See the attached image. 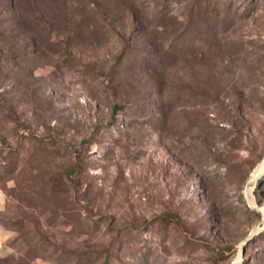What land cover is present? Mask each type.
<instances>
[{
    "label": "rangeland",
    "instance_id": "374dc122",
    "mask_svg": "<svg viewBox=\"0 0 264 264\" xmlns=\"http://www.w3.org/2000/svg\"><path fill=\"white\" fill-rule=\"evenodd\" d=\"M263 165L264 0H0V264H264Z\"/></svg>",
    "mask_w": 264,
    "mask_h": 264
},
{
    "label": "crops",
    "instance_id": "0c3cea01",
    "mask_svg": "<svg viewBox=\"0 0 264 264\" xmlns=\"http://www.w3.org/2000/svg\"><path fill=\"white\" fill-rule=\"evenodd\" d=\"M10 232L0 224V257L6 256L11 252L7 240Z\"/></svg>",
    "mask_w": 264,
    "mask_h": 264
},
{
    "label": "water",
    "instance_id": "95a60500",
    "mask_svg": "<svg viewBox=\"0 0 264 264\" xmlns=\"http://www.w3.org/2000/svg\"><path fill=\"white\" fill-rule=\"evenodd\" d=\"M244 244H245V243H243V244L241 245V249H240V256H241V255H242V253H243ZM235 262L239 263V259H237Z\"/></svg>",
    "mask_w": 264,
    "mask_h": 264
},
{
    "label": "bare ground",
    "instance_id": "6f19581e",
    "mask_svg": "<svg viewBox=\"0 0 264 264\" xmlns=\"http://www.w3.org/2000/svg\"><path fill=\"white\" fill-rule=\"evenodd\" d=\"M263 168H264V165H263ZM258 175H261V172H259V174ZM248 192H250V191H248ZM251 195H250V193H249V197H250ZM235 263H237V262H235Z\"/></svg>",
    "mask_w": 264,
    "mask_h": 264
}]
</instances>
